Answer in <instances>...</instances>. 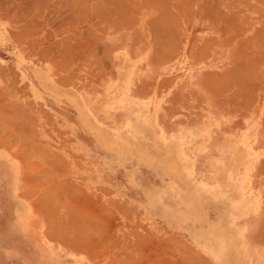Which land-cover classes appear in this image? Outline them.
I'll return each instance as SVG.
<instances>
[{
  "label": "crops",
  "instance_id": "obj_1",
  "mask_svg": "<svg viewBox=\"0 0 264 264\" xmlns=\"http://www.w3.org/2000/svg\"><path fill=\"white\" fill-rule=\"evenodd\" d=\"M34 1L0 0V151L10 154L0 157V264H228L232 258L241 264H264V43L259 42L264 41V0H159L148 7L136 0L117 2L115 32H100L98 37L86 24L98 17L105 21L107 13L93 18L91 6L79 13L75 2L72 11L69 0V19L76 22L85 14L83 26L74 28L83 31V38H75L76 77L69 81L61 76L60 30L55 25L60 1ZM217 9L222 16L213 15ZM246 16L248 25L241 22ZM232 18L242 26L237 28ZM223 20L226 25L217 28ZM33 23L38 24L35 31ZM227 26L230 30L222 32ZM136 38H144L145 44L138 46ZM143 76L148 92L140 96L135 87ZM217 81L221 90L226 87L221 101L227 102V109L222 111L210 105L208 88ZM238 89L241 95L236 96ZM60 94L69 100L61 103ZM169 95H194L196 119L162 122L169 117ZM172 129L189 140L163 142L160 135H170ZM60 131L69 135V148L79 152L83 166H99L102 177L104 172L108 176L107 167L121 164L104 156L102 145L108 139L167 157L160 163L177 168L173 180L186 195L195 196L184 206H203L209 221L204 226H169L150 219L146 199L153 172L141 165L135 174L141 186L127 184L131 192L126 197L143 226H53L45 216L44 175L59 166V159L29 157V152L49 150L44 135ZM74 177L72 205L90 215L92 174L78 170ZM165 184L164 190H171Z\"/></svg>",
  "mask_w": 264,
  "mask_h": 264
},
{
  "label": "rangeland",
  "instance_id": "obj_2",
  "mask_svg": "<svg viewBox=\"0 0 264 264\" xmlns=\"http://www.w3.org/2000/svg\"><path fill=\"white\" fill-rule=\"evenodd\" d=\"M75 2L77 10H82L81 12L84 11L85 7H92V13H95L96 17L101 16L103 13H107V18L105 17L103 22H99V17L95 22H89L87 23L88 31L92 33L91 30H93L94 35L93 37H98L99 33L101 32L104 35V32H115L116 29V22H115V5L113 4L112 0L110 2H99L97 1L94 2H87L86 0H71V6H72V11H73V5ZM80 1V2H79ZM152 3H139L141 5L144 4L146 7L148 5H153V2L159 1V0H151ZM64 0H60L59 2V23L55 24L56 26L59 25V30H60V62H61V76L66 80H74L76 77L74 68H75V53H77L74 49V43H75V38H82L83 37V32L82 31H77L75 33L74 28H77L79 26H83L84 18L83 16L81 17L82 19L77 20L76 22L73 21V18L71 21H69L68 17V12H69V0H65L64 4L62 3ZM95 3L97 5H95ZM108 3L109 6H108ZM63 4V5H62ZM99 4V6H98ZM102 4V5H101ZM101 5V6H100ZM62 6V8H61ZM67 8V9H66ZM65 9V10H64ZM65 14H64V12ZM67 11V12H66ZM94 11V12H93ZM62 14V15H60ZM58 16V14L56 15ZM94 16V14H93ZM88 18V17H87ZM67 20V21H66ZM65 21V22H63ZM88 21V20H87ZM73 22V23H72ZM64 23V24H63ZM62 24V25H61ZM33 25L32 29L35 31L36 26L38 27L37 23L31 24ZM36 25V26H35ZM61 25V26H60ZM126 26V24H125ZM20 29V27H18ZM30 33V32H29ZM81 34V35H80ZM92 36V35H91ZM143 39V41H142ZM136 38L135 42L137 43L138 46H142L145 44V39L144 38ZM66 42V43H65ZM71 44V45H70ZM70 45V46H69ZM73 50H72V47ZM111 48L109 47V50ZM63 50V51H62ZM107 51V57L109 58L110 51ZM94 66V64H93ZM67 67V68H66ZM144 69L146 70L147 65L146 62L144 64ZM226 84V81H224ZM215 87H209L208 91L210 93V98L213 100V104H210L214 108L218 110H226L227 109V102L226 101H221L226 99V87H223L222 90L219 88V82H215ZM137 90V93L140 96H145L148 92V85H147V79L146 76H143L139 82L137 83V86L135 87ZM163 90H170L168 86L162 85ZM216 90V91H215ZM127 92V89L125 88V91ZM223 93L225 95H223ZM61 97V103L62 102H67L69 99L65 95L60 94ZM170 98V99H169ZM168 111L165 113L169 117H162L161 121L162 122H169L172 120L174 123H180L183 121H192L195 120V116L197 115V110L195 109V96H188V97H180L179 95L177 96H171L169 95L168 97ZM205 106H208L209 104L207 102L204 103ZM186 108V109H185ZM177 118H174L176 117ZM184 116H187L184 117ZM173 119H169V118ZM163 125V124H161ZM53 136V137H52ZM256 138V137H254ZM54 140V141H53ZM44 141L45 144L49 143V150H43V151H32L29 152V157H39L43 159H59V166L51 168L50 173H45L44 175V180H45V198H44V203H45V216L47 217V220H49V223L53 224V226H117V224H120L118 226H143V225H138V223L141 221L138 219H135V215L131 208V206L128 205L127 203V197L130 196V190L126 189L127 184H133L137 183V185L141 186L142 179H138V176H135L136 170L140 169L141 165H146V168H149L153 172V183L151 182L150 184V197L148 193V199L146 201L150 203L155 202L156 196H164L167 194L164 191V184L165 185H170L171 190V195H169L174 202H180L181 196L183 195L182 198L185 200L188 199H194V195L188 196L184 193V191H181L179 189V185L177 183L173 182H165L162 177L160 176L157 178V171H158V166L160 164L165 163H160V160H166L168 159L167 157H162L158 161L155 160V162L152 161L151 157H144V158H134L133 161H137V164H134L135 166L132 168L133 169L130 173L127 170H124L126 164H127V156L124 155L125 151L124 148L128 147H133L136 149H140L138 146H132V145H122L120 147V144L117 143H111L108 139L107 144H103L102 147H104L103 153L104 156L108 159H117L121 161L120 166H113V167H107V173L104 172L103 177L101 175H98L97 173L101 169L99 166H83V162L79 161L80 156L79 152H74L72 151L69 147L71 144V140L69 138V135L60 131L58 134H53V135H44ZM57 148L53 149L52 148ZM114 149V150H113ZM80 153H85L84 151H81ZM8 152H3L0 151V157H9ZM111 156V157H110ZM123 157V158H122ZM142 161V162H140ZM139 163V164H138ZM143 163V164H142ZM154 163V164H153ZM168 163H166L167 165ZM122 165V166H121ZM155 165V166H154ZM139 166V167H138ZM138 167V168H136ZM46 169V168H45ZM99 169V170H97ZM153 169V170H152ZM174 170L177 171V174L175 176H172L174 179L177 178L178 175V170L176 168H173ZM53 170V171H52ZM80 170L81 172L89 171L92 174V179L94 180L92 182V210L91 214L88 215V213H84L83 209L79 210L80 208H75L72 205V200L71 196H73V192L75 193L74 189L70 186V183L75 181V171ZM96 170V172H95ZM122 170V171H121ZM155 170V171H154ZM68 172V173H67ZM122 174L125 178L126 181L122 177H116L119 174ZM113 175V176H112ZM59 177V178H58ZM128 177V178H127ZM132 180V181H131ZM63 181V182H62ZM158 181V182H157ZM67 183L66 191H64L63 184ZM57 184V185H56ZM62 186V187H61ZM73 189V190H72ZM51 191V192H49ZM53 191H57L56 193ZM60 191V192H58ZM148 191V190H147ZM49 192V193H48ZM123 192V200L124 204L122 206V196ZM62 193V194H61ZM58 194V195H57ZM56 195V196H55ZM67 196V199L65 198ZM70 196V197H69ZM127 196V197H126ZM62 197V198H61ZM102 199H101V198ZM120 197V198H119ZM61 198V199H60ZM48 199V200H47ZM179 199V200H178ZM51 200V201H50ZM59 201V202H58ZM184 201H183V209L186 211L184 213L181 209H176L179 212H183V215L179 216L182 219H179V217L176 218H171L172 212L170 213L169 210L163 209V208H157L155 214L151 213L150 214V209H148L147 214L148 217L151 218H159L162 222L165 221L167 225L169 226H195V223L198 221H201V225L204 226L203 224H206L209 221V214L207 211L204 209V207H198L194 209H188L187 207L184 206ZM101 202L106 203V207L101 205ZM60 203V206L58 205ZM69 208V209H68ZM106 208V210H105ZM65 209V210H64ZM72 210V211H71ZM77 210V211H76ZM105 210V211H104ZM188 210H193L197 211L199 216H191V212ZM76 211V213H75ZM80 213V214H78ZM109 213V214H108ZM126 213V214H125ZM190 213V214H189ZM188 216V219H186ZM90 217V218H89ZM92 217V218H91ZM69 218V219H68ZM63 219V220H62ZM75 219V220H74ZM149 219V220H150ZM77 220V221H76ZM89 220V221H88ZM97 220V221H96ZM196 222H195V221ZM94 221V222H93ZM151 221V220H150ZM96 223V224H94ZM182 251V250H181ZM182 254V253H181ZM187 254V252H186ZM186 264H195V263H186ZM228 264H241L240 262H237L235 260H232V262Z\"/></svg>",
  "mask_w": 264,
  "mask_h": 264
},
{
  "label": "bare ground",
  "instance_id": "obj_3",
  "mask_svg": "<svg viewBox=\"0 0 264 264\" xmlns=\"http://www.w3.org/2000/svg\"><path fill=\"white\" fill-rule=\"evenodd\" d=\"M4 1V0H3ZM11 1V0H10ZM34 0H32V2H33ZM35 1H37V0H35ZM34 1V2H35ZM42 1V0H41ZM47 2L48 0H43L42 2ZM58 1H60V0H58ZM57 1V2H58ZM71 1V0H70ZM87 1V0H86ZM89 1V0H88ZM87 1V2H88ZM94 2V1H97V3H99V2H109V0H90L89 2ZM99 1V2H98ZM129 1H131V0H112V2H113V4L115 5L117 2H119V4H121V3H126V2H129ZM176 1V0H175ZM179 1V0H178ZM181 1V0H180ZM189 1V0H188ZM188 1H186L187 3H188ZM200 1V0H199ZM197 2L198 4L199 3H201V2ZM202 1V0H201ZM204 2H205V0H203ZM210 1V0H209ZM234 1V0H233ZM2 2V1H1ZM28 2V1H27ZM64 2H65V0H64ZM64 2H62L63 4H64ZM67 2H68V0H67ZM73 2V1H72ZM80 2V1H79ZM110 2H111V0H110ZM111 2V3H112ZM136 2H139V3H152V1L151 0H136ZM135 2V3H136ZM228 2H230V1H228ZM241 2V1H240ZM74 3V2H73ZM183 3H185V1L183 2ZM187 3L185 4L186 6H187ZM206 3V2H205ZM220 3V2H219ZM219 3H218V5H219ZM227 3V2H226ZM26 4V6H27V3H25ZM62 4V5H63ZM69 4V3H68ZM109 4L110 3H108V6H109ZM118 4V3H117ZM128 4H130V2L128 3ZM134 4V3H133ZM180 4H182V3H180ZM197 4V5H198ZM217 4V3H216ZM223 4V3H222ZM232 4V2L230 3V5ZM236 4V3H235ZM260 4V3H259ZM24 5V4H23ZM95 5H97L96 3H95ZM102 5V4H101ZM100 5V6H101ZM141 5V4H140ZM185 5H183V6H185ZM202 5H204V4H202ZM217 5V7H219ZM233 5V4H232ZM237 5H238V3H237ZM28 6H29V4H28ZM49 6V5H48ZM98 6H99V4H98ZM134 6V5H133ZM143 6H144V4H143ZM159 6H161V7H163L162 5H159ZM185 6V7H186ZM227 6V8H230L229 7V4L228 5H226ZM166 7V6H165ZM240 7V6H239ZM263 7V6H262ZM21 8H23V7H21ZM36 9H37V7H35ZM61 8H62V6H61ZM69 8H70V6H69ZM136 8V7H135ZM215 7L214 6H212V11H213V9H214ZM226 8V9H227ZM26 9V8H25ZM40 9V11H41V9L42 8H39ZM67 9V8H66ZM117 9H118V7H117ZM120 9H121V7H120ZM164 9V8H163ZM167 9V8H166ZM184 9H186V8H184ZM189 9V8H188ZM216 9V8H215ZM215 9H214V12H215ZM231 9V8H230ZM29 10V9H28ZM28 10H24L25 11V13H26V11H28ZM31 10V9H30ZM65 10V9H64ZM180 10V9H179ZM183 10V9H182ZM208 10H210L209 8H208ZM207 9H205V11H203L204 12V14H206V16H208L207 15V13L209 14L210 13V16L212 15L211 13V10L209 11V12H207L206 13V11H208ZM220 10H222V8L220 9L219 8V12H221L222 13V11H224V10H222V11H220ZM38 11V10H37ZM60 11V10H59ZM80 11H82V10H80L79 9V13H80ZM120 11V10H119ZM127 11V10H126ZM184 11V10H183ZM186 11H187V9H186ZM196 11V10H195ZM226 11V10H225ZM240 11V10H239ZM261 11V10H260ZM55 13H56V11H54ZM64 12V11H63ZM67 12V11H66ZM94 12V11H93ZM134 12H136V11H134ZM133 12V13H134ZM164 12V11H163ZM173 12V11H172ZM179 12V11H178ZM233 12V11H232ZM23 13V12H22ZM24 13V14H25ZM40 14H41V12H39ZM38 13V14H39ZM165 13H167V12H165ZM183 13V12H182ZM185 13V12H184ZM216 13V12H215ZM230 13H231V11H230ZM17 14V13H16ZM50 14V13H49ZM64 14H65V12H64ZM83 14V13H82ZM82 14H79L78 15V17H80V15H82ZM93 14H95V13H92V15ZM157 14V13H156ZM168 14V13H167ZM176 14V13H175ZM181 14V13H180ZM203 14V16H205ZM226 13H223V15H225ZM228 14V13H227ZM251 14V13H250ZM259 14V13H258ZM37 15V14H36ZM60 15H62V14H60ZM166 15V14H165ZM170 15V14H169ZM213 15H218V16H222V15H220V13L218 14V9H217V14H213ZM229 15H231V17H232V13L231 14H229ZM235 15V17L237 16L236 14H234ZM239 15V14H238ZM249 15V14H248ZM254 16L256 15V14H253ZM25 16V15H24ZM83 16H85V14L83 15ZM156 16H158V15H156ZM161 16V15H160ZM177 16V15H176ZM225 16H228V15H225ZM225 16H223L224 18H225ZM257 16V15H256ZM212 17V19H214L213 18V16H211ZM215 17V16H214ZM21 18V17H20ZM69 18H70V16H69ZM68 18V19H69ZM84 18V17H83ZM164 18V17H163ZM175 18V17H174ZM19 19V18H18ZM80 19V18H79ZM159 19V18H158ZM157 19V20H158ZM171 19V18H170ZM177 19V18H176ZM175 19V20H176ZM220 19V17L218 18V21H217V19L216 20H214V22L215 23H217L218 24V22L220 21L219 20ZM223 19V18H222ZM222 19H221V21H222ZM225 19H227V18H225ZM234 18H232V22H233V24H236L235 22H240V21H235V20H233ZM22 20H23V18H22ZM35 20V19H34ZM51 20V19H50ZM69 20H71V19H69ZM149 20V19H148ZM154 20V19H153ZM164 20V19H163ZM162 20V21H163ZM165 20H167V19H165ZM165 20H164V24H165ZM191 20V19H190ZM229 20V18L227 19V21ZM236 20H238L237 18H236ZM245 20H247V16L244 18V20L242 21L241 20V22H244ZM67 21V20H66ZM156 21V20H155ZM159 21V20H158ZM230 21V20H229ZM63 22H65V21H63ZM150 22V21H149ZM152 22V21H151ZM169 22V21H168ZM173 22V21H172ZM176 22H177V20H176ZM191 22V21H190ZM224 22H225V20H223V25L221 26L220 24V26H217V28L218 27H223V26H225L226 24H224ZM247 21H245V23H246ZM32 23V22H31ZM39 23V22H38ZM73 23V22H72ZM148 23V22H147ZM155 23V22H154ZM154 23L152 24L153 26H155L154 25ZM215 23H213V25L215 24ZM226 23V22H225ZM64 24V23H63ZM156 24H159V22L158 23H156ZM162 24V23H161ZM160 24V25H161ZM167 24V23H166ZM165 24V25H166ZM190 24V23H189ZM188 24V25H189ZM216 24V25H217ZM229 24H232L231 22L229 23ZM247 24V23H246ZM62 25V24H61ZM60 25V26H61ZM116 25V24H115ZM121 25V24H120ZM151 25V24H150ZM239 23L238 24H236V26H237V28H240L239 26H242V25H239ZM248 25V24H247ZM168 26V25H167ZM173 27H176V26H174V25H172ZM232 26V25H231ZM235 26V27H236ZM157 27V26H156ZM160 27V26H159ZM172 27V28H173ZM214 27H215V25H214ZM228 27V26H227ZM233 27V26H232ZM234 27V28H235ZM243 27H244V24H243ZM243 27H241V28H243ZM163 28V27H162ZM164 28H166L165 26H164ZM164 28H163V30H164ZM168 28H170V25H169V27ZM171 28V29H172ZM189 28V27H188ZM187 28V29H188ZM217 28H215V29H217ZM233 28V29H234ZM236 28V29H237ZM155 29L156 28H154V31H155ZM158 29V28H157ZM171 29H169V31L171 30ZM224 29L228 32L229 30H230V27H228V28H222V32L224 31ZM232 29V30H233ZM248 29V28H247ZM152 30H153V27H152ZM161 30V29H160ZM159 30V31H160ZM162 30V31H163ZM176 30H177V28H176ZM244 30H246V28L244 27ZM87 31V30H86ZM150 31H151V29H150ZM153 31V32H154ZM165 31H167L168 32V30L166 29ZM165 31H164V33H165ZM216 31H218V29L216 30ZM83 32V31H82ZM161 32V31H160ZM171 32V31H170ZM262 32H263V30H262ZM76 33V32H75ZM78 33V32H77ZM150 33H152V32H150ZM154 33H156V32H154ZM158 33V32H157ZM163 33V32H162ZM174 33H176V31L174 32ZM177 33H179V32H177ZM176 33V34H177ZM244 33V31H242V34ZM50 34V33H49ZM139 34V33H138ZM168 34V33H167ZM180 34V33H179ZM241 34V32H239V34H237L236 32H235V35H240ZM241 34V35H242ZM257 34V33H256ZM81 35V34H80ZM83 35V34H82ZM85 35V34H84ZM154 35V34H153ZM157 35V34H156ZM159 35V34H158ZM163 35V34H162ZM165 35V34H164ZM169 35H171V33L169 34ZM169 35H166V36H168L169 37ZM258 35H260V34H258ZM47 36V35H46ZM49 36V35H48ZM152 36V35H151ZM166 36H162V38L164 37H166ZM172 36V35H171ZM180 35H178V37H179ZM255 36V35H254ZM174 37V36H173ZM172 37V38H173ZM236 37V36H235ZM242 37H243V35H242ZM263 37H264V35H263ZM81 38V37H80ZM83 38V37H82ZM152 39H153V37H151ZM163 38V39H164ZM167 38V37H166ZM175 38V37H174ZM255 38H257V37H255ZM142 39V38H141ZM169 39V38H168ZM170 39H171V37H170ZM169 39V40H170ZM176 39H178L177 38V36H176ZM236 39H238V38H236ZM259 39H262L261 37L259 38ZM263 40H264V38H263ZM78 41H80V40H77V43H78ZM142 41H143V39H142ZM155 41V40H154ZM172 41H174V42H176L175 40H172ZM83 42V41H82ZM162 42V41H161ZM168 42H170V41H168ZM234 42V41H233ZM256 42V41H255ZM259 42H262V43H264V41H259ZM55 43H57V42H55ZM66 43V42H65ZM156 44H157V42H155ZM154 43V44H155ZM177 43V42H176ZM176 43H173V44H176ZM236 43H238V42H236ZM258 43V42H257ZM261 43V44H262ZM155 44V45H156ZM158 44H159V42H158ZM162 44V43H161ZM168 44H170V43H168ZM225 44H227V43H225ZM260 44V45H261ZM54 45V44H53ZM71 45V44H70ZM69 45V46H70ZM74 45V44H73ZM79 45H81V43H79ZM91 45V44H90ZM94 45V44H93ZM166 45V44H165ZM164 45V46H165ZM178 45H179V43H178ZM177 45V46H178ZM228 45V44H227ZM255 45H256V43H255ZM55 46V45H54ZM57 46V45H56ZM158 46H161V45H158ZM163 46V45H162ZM168 46V45H167ZM203 46V45H202ZM209 46V45H208ZM246 46V45H245ZM53 47V46H52ZM51 47V48H52ZM72 47V46H71ZM75 47H76V45H75ZM75 47H74V49H75ZM83 47V46H82ZM82 47H81V49H82ZM205 47V46H204ZM264 47V46H263ZM48 48H49V46H48ZM76 48H78V47H76ZM170 48H173L174 49V47H170ZM200 48H202V47H200ZM245 48V47H244ZM79 49H80V46H79ZM79 49H77V50H79ZM80 49V50H81ZM102 49V48H101ZM245 49H247L248 50V48H245ZM72 50H73V47H72ZM98 50H100V49H98ZM161 50V49H160ZM159 50V51H160ZM203 50H204V48H203ZM250 50V49H249ZM46 51H49V50H46ZM63 51V50H62ZM200 51V50H199ZM174 52H176V50L174 51ZM46 53V52H45ZM48 53V52H47ZM93 53V52H92ZM105 53V52H104ZM156 53V52H155ZM158 53V52H157ZM237 53H239V52H237ZM240 53L241 54H243V55H241V56H246V54L244 55V51H240ZM239 53V54H240ZM246 53V52H245ZM204 54V53H203ZM74 55H76V54H74ZM153 55V54H152ZM61 56V55H60ZM171 56H173V55H171ZM199 56V55H198ZM201 56V55H200ZM204 56V55H203ZM240 56V55H239ZM97 57V56H96ZM103 56H101V58H102ZM247 57V56H246ZM105 58V57H104ZM199 58V57H198ZM243 58V57H242ZM242 58H241V60H242ZM244 59V58H243ZM96 60V59H95ZM246 60H248L247 58H246ZM98 64V63H97ZM106 64V63H105ZM99 65V64H98ZM237 65V67H238V64H236ZM240 65V64H239ZM242 66V65H241ZM235 67V66H234ZM237 67H235V68H237ZM67 68V67H66ZM241 72V71H240ZM243 72H244V70H243ZM241 74H244V73H242L241 72ZM245 76V75H244ZM255 76V75H254ZM256 76H259L258 74L256 75ZM235 77H239L238 75H236L235 74ZM235 77H232V79L233 80H236L235 79ZM243 77V76H242ZM3 79V78H2ZM238 80H241L240 79V77L238 78ZM244 80V79H243ZM208 81V80H207ZM211 81V80H210ZM244 83V82H243ZM242 83V84H243ZM126 88V87H125ZM254 89V88H253ZM237 90V89H236ZM235 90V94H236V96L238 95V93H240L241 92V89H240V91H239V89H238V91H236ZM242 90H244V89H242ZM256 90V89H255ZM216 91V90H215ZM254 91V90H253ZM238 92V93H237ZM244 92V91H243ZM248 93V92H247ZM246 93H244V95H245ZM240 95H241V93H240ZM239 95V96H240ZM235 96V95H234ZM250 97V96H249ZM251 97H253V96H251ZM253 100V99H252ZM241 103V102H240ZM240 105V104H239ZM238 105V106H239ZM20 108V107H19ZM26 108V107H25ZM27 109V108H26ZM24 110V109H23ZM19 111V110H18ZM16 113V112H15ZM14 113V114H15ZM11 114V113H10ZM1 116V115H0ZM22 116V115H21ZM25 117H26V115L24 116V119H25ZM28 117V116H27ZM6 118H8L7 116H6ZM15 118V117H14ZM20 118H23V117H20ZM31 118H33V117H31ZM5 119V118H4ZM10 119V118H9ZM8 119V120H9ZM15 120V119H14ZM14 120H13V122H14ZM29 119H27L26 121H28ZM31 120V119H30ZM29 120V121H30ZM22 121V120H21ZM50 125V124H49ZM209 125H211V123H209ZM24 126H26V125H24ZM162 127L164 126V125H161ZM34 127V126H33ZM19 128V127H18ZM17 128V129H18ZM7 129H8V127H7ZM31 130V129H30ZM32 132H34V131H32ZM45 132V131H44ZM172 134H170V135H160V137H165V139L163 140L162 139V141L163 142H168V140L170 139V141L172 142V143H184V142H186V139L187 140H189L188 139V136L187 135H184V134H180V133H178L179 132V130L178 129H172ZM17 134V133H16ZM25 135V134H24ZM26 135H28V134H26ZM14 136V135H13ZM53 137V136H52ZM29 138V137H28ZM54 141V140H53ZM121 147V146H120ZM38 149V148H37ZM114 150V149H113ZM79 151V150H78ZM124 155H126L127 156V159H128V161H127V164H126V166H125V168H124V170H127V171H129V173L133 170V169H135V168H132V167H134L135 165L134 164H137V161H133L134 160V158H144V157H146V158H148V157H151L152 158V161L153 162H155V160L156 161H158L160 158H162V156H158V155H154L151 151H148L147 149H142V147H140V149H136V148H133V147H128V148H124ZM82 154V153H81ZM10 157V156H9ZM111 157V156H110ZM123 158V157H122ZM60 159V158H59ZM115 159V158H114ZM96 160V159H95ZM140 162H142V161H140ZM139 164V163H138ZM143 164V163H142ZM154 164V163H153ZM166 164V163H165ZM168 165V164H167ZM167 165H164V164H160V166L159 165H157L158 166V171H157V178H159L160 176L162 177V179L166 182V181H168L169 179H170V181L169 182H173V184L174 183H177V182H175L173 179V177L172 176H175L176 174H177V171L176 170H174L172 167H169V166H167ZM122 166V165H121ZM155 166V165H154ZM116 167V166H115ZM139 167V166H138ZM138 167H136V168H138ZM177 169V168H176ZM139 170V169H138ZM138 170H136L137 172H138ZM153 170V169H152ZM122 171V170H121ZM155 171V170H154ZM49 173V172H48ZM47 173V174H48ZM52 173V172H51ZM68 173V172H67ZM113 176V175H112ZM59 178V177H58ZM128 178V177H127ZM171 179H172V181H171ZM132 181V180H131ZM63 182V181H62ZM158 182V181H157ZM65 183V182H64ZM134 183V182H133ZM57 185V184H56ZM62 187V186H61ZM73 187V186H72ZM78 189V188H77ZM179 189L180 190H182L181 189V187H179ZM73 190V189H72ZM64 191H66V190H64ZM170 191V190H169ZM169 191H164L165 193H167L166 195H165V197L164 196H161V197H159V196H156L155 198H156V200H155V202H153V203H150V207H151V210H150V214L151 213H153V214H155L156 212H159V211H156V209L157 208H163V209H166V210H169V212L171 213L172 212V217L171 218H176V217H179V216H181V215H183V212L184 213H186V211L183 209V201H184V198H182L183 197V195L181 196V198H179L180 199V202H178V204L176 205V203L177 202H174V200L169 196V195H171V192H169ZM49 192H51V191H49ZM48 192V193H49ZM53 192H55V191H53ZM57 192V191H56ZM55 192V193H56ZM62 194V193H61ZM58 195V194H57ZM56 196V195H55ZM81 196V195H80ZM86 198V197H85ZM87 199V198H86ZM89 199V198H88ZM178 199V200H179ZM48 200V199H47ZM90 200V199H89ZM92 200V199H91ZM147 200V199H146ZM51 201V200H50ZM59 202V201H58ZM103 204V203H102ZM101 204V205H102ZM59 206H60V203L58 204ZM160 208V209H161ZM69 209V208H68ZM176 209H181L182 211L181 212H179V211H177ZM65 210V209H64ZM105 210H106V208H105ZM104 210V211H105ZM72 211V210H71ZM77 211V210H76ZM76 211H75V213H76ZM188 211H190L191 212V216H199V214L197 213V211H191V210H188ZM109 214V213H108ZM126 214V213H125ZM190 214V213H189ZM152 215V214H151ZM185 217H187L186 219H188V216H185ZM90 218V217H89ZM92 218V217H91ZM69 219V218H68ZM179 219H182V218H180L179 217ZM63 220V219H62ZM75 220V219H74ZM77 221V220H76ZM89 221V220H88ZM97 221V220H96ZM195 221V220H194ZM94 222V221H93ZM196 222V221H195ZM94 224H96V223H94ZM204 225V224H203ZM97 226H98V224H97ZM195 226H202L201 225V221H198V222H196L195 223ZM108 227V226H107ZM96 228V227H95ZM94 230H96V229H94ZM102 230V229H101ZM100 230V231H101ZM104 230V229H103ZM199 230H201V229H199ZM79 231V230H78ZM80 231H82V230H80ZM210 231V230H209ZM203 232V231H202ZM82 233V232H81ZM99 233H101V232H99ZM205 235V234H204ZM97 236V235H96ZM98 236H99V234H98ZM136 237V236H135ZM75 239V238H74ZM89 239V238H88ZM102 239V238H101ZM87 240V239H86ZM178 242V241H177ZM227 246V245H226ZM227 249H228V247H227ZM225 253H227V252H225ZM172 257H173V255H172ZM169 259H170V257H169ZM172 259V258H171ZM174 259H176V258H173L172 260H174ZM125 260V259H124ZM232 260H234V258H232ZM130 262V261H129ZM148 262V261H147ZM131 263V262H130Z\"/></svg>",
  "mask_w": 264,
  "mask_h": 264
}]
</instances>
